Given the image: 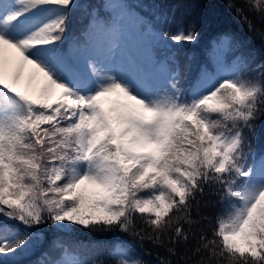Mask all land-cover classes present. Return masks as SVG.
I'll return each instance as SVG.
<instances>
[{"label": "snow or ice", "instance_id": "6c2138e0", "mask_svg": "<svg viewBox=\"0 0 264 264\" xmlns=\"http://www.w3.org/2000/svg\"><path fill=\"white\" fill-rule=\"evenodd\" d=\"M77 7L0 0V254L40 242L12 221L118 230L141 243L167 236L175 254L195 237V202L198 212L202 203L212 210L201 217L211 238L202 229L182 264H264V155L252 147L264 117V62L249 78L242 45L226 34L213 42L221 54L210 57L212 70L193 75L163 53L170 40L195 41V30L172 34L166 13L157 27L124 0L92 9L66 43ZM253 10L264 20V0ZM129 34L135 51L121 44ZM206 189L213 200H202ZM129 251L117 243L114 259L49 264H145Z\"/></svg>", "mask_w": 264, "mask_h": 264}, {"label": "trees", "instance_id": "16d2710c", "mask_svg": "<svg viewBox=\"0 0 264 264\" xmlns=\"http://www.w3.org/2000/svg\"><path fill=\"white\" fill-rule=\"evenodd\" d=\"M143 16L159 27L157 17L168 16V24L164 30L176 34L178 26L185 29L192 28L197 39L192 42L169 41L170 50H176L175 60L181 69L190 68L194 75L205 64L209 65L213 53V42L223 35L234 37L240 45V52L246 61V73L249 78H256L259 69L256 65L264 62V20L254 11L255 0L249 6V0H128ZM98 7L103 4L99 0H90L89 5ZM232 4L234 7H229ZM236 8L240 9L239 14ZM85 8L74 9L69 16L66 32L72 37L78 35L88 23V13ZM246 17V19H244ZM175 18V22H173ZM251 24V29L249 28ZM169 50V52H170ZM210 60V61H209ZM252 147L255 152L264 149V117L256 121L255 135L252 138ZM199 199V198H198ZM214 196L206 189L202 200H213ZM212 215V210L203 206L197 211L195 202L189 212V219L200 221L192 225V232L186 245H176L175 254L169 253L168 248L173 247L164 237L163 244H153L150 241L143 243L120 231L88 230L82 226H73L70 232H57L49 225L39 228L25 229L23 225L12 221L20 232L32 231L37 234L39 243L29 252H17L16 255L0 254V264H49L54 259H67L69 256L77 258H99L103 260L114 259L115 245L120 244L129 255L141 259L145 264H182L183 257L188 249L195 244L203 229L211 238L212 225L201 219L202 216ZM3 218L0 217V220ZM175 220L176 217H173ZM188 229L187 222L183 225ZM83 245L84 247H80ZM91 246V247H88Z\"/></svg>", "mask_w": 264, "mask_h": 264}, {"label": "rangeland", "instance_id": "374dc122", "mask_svg": "<svg viewBox=\"0 0 264 264\" xmlns=\"http://www.w3.org/2000/svg\"><path fill=\"white\" fill-rule=\"evenodd\" d=\"M131 11H133V10H131ZM133 12H135V11H133ZM121 44H122V46H123L124 48L129 49V50H133V51L137 50V48H138L137 37H136L134 34H129V35L125 36V37L122 39ZM220 54H221V53L216 52V53L214 54V56H216V55H220ZM176 61H177L178 63L180 62L179 59H177ZM209 61H210V60H209ZM210 64H211V62H210ZM209 71H211V70H209ZM261 155H264V153H263V154H260V155L255 154V156H256L257 159H258ZM18 252H19V251H18ZM72 257H74V255H73V256H69L68 259H70V258H72Z\"/></svg>", "mask_w": 264, "mask_h": 264}]
</instances>
